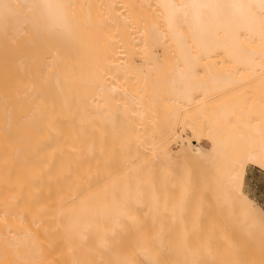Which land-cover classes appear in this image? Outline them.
I'll return each instance as SVG.
<instances>
[{
  "label": "bare ground",
  "instance_id": "1",
  "mask_svg": "<svg viewBox=\"0 0 264 264\" xmlns=\"http://www.w3.org/2000/svg\"><path fill=\"white\" fill-rule=\"evenodd\" d=\"M199 162L229 204L264 166V0H0V264H264Z\"/></svg>",
  "mask_w": 264,
  "mask_h": 264
},
{
  "label": "rangeland",
  "instance_id": "2",
  "mask_svg": "<svg viewBox=\"0 0 264 264\" xmlns=\"http://www.w3.org/2000/svg\"><path fill=\"white\" fill-rule=\"evenodd\" d=\"M162 115L167 117L165 112H163ZM165 121L169 126L175 124V120L171 117L166 118ZM177 130L182 133V128L177 126ZM193 143L196 144V141H193ZM176 146L177 145H174L173 147L175 148ZM219 168L220 167H217V165L212 162H199L196 168L190 171V176L196 191L195 194L190 195V197L194 199L190 198L188 201L190 206L187 210L190 212L191 218L198 222L207 221L209 224L207 227L208 234L211 235V240H216L214 237L221 234V229H224L226 233L233 238V241H236L237 238L248 240V242L253 238L264 239V232L258 231L254 226L255 223L260 225L264 224V166L250 165L248 167L244 186L246 197L240 198L238 195L234 196L233 194L232 199L234 202L231 204H229L230 202L228 203V201L231 200L227 198L231 197L227 194L228 190L221 180L218 172ZM133 194H136V192L133 191ZM132 199L136 200L135 197ZM150 202L151 201H146V203ZM136 203L137 200L135 201V204ZM166 211V209H163L160 212L164 219L169 220L171 216L169 211ZM246 215L248 220L244 217ZM172 219H177V217H173ZM186 226L185 224V227ZM212 228L213 230H211ZM187 233H189L191 237L197 238L199 236L197 227H194V229L192 228L189 232L187 231ZM259 233L263 235H258ZM137 254L144 260V249L138 248Z\"/></svg>",
  "mask_w": 264,
  "mask_h": 264
}]
</instances>
